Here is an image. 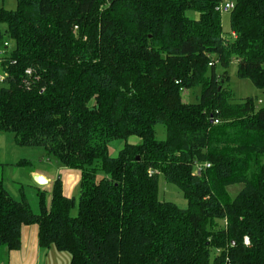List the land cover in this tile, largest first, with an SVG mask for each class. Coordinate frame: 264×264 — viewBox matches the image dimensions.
<instances>
[{
  "label": "trees",
  "instance_id": "obj_1",
  "mask_svg": "<svg viewBox=\"0 0 264 264\" xmlns=\"http://www.w3.org/2000/svg\"><path fill=\"white\" fill-rule=\"evenodd\" d=\"M17 2L0 9L14 43L0 57V132L81 178L78 197L60 178L49 202L40 192L39 214L0 180V264L32 225L69 264H264V108L234 102L225 85L237 62L264 91V0ZM198 87L199 102L185 103ZM115 141L127 143L113 157ZM160 174L188 208L159 198Z\"/></svg>",
  "mask_w": 264,
  "mask_h": 264
},
{
  "label": "rangeland",
  "instance_id": "obj_2",
  "mask_svg": "<svg viewBox=\"0 0 264 264\" xmlns=\"http://www.w3.org/2000/svg\"><path fill=\"white\" fill-rule=\"evenodd\" d=\"M18 8L17 0H0V9L7 11H16ZM190 17L197 18L198 13H189ZM222 26L223 33L226 37L231 36L230 26V13L222 14ZM6 24L0 25V57L4 54L5 47L3 43L7 41L10 45L8 51L14 48V43L8 38ZM216 72L219 76H224V70L218 66ZM229 80H226V87L232 93L233 101L240 103L248 97H252L257 102L258 108H264V91L257 88L248 79H240L238 76V65L237 62H233L228 70ZM1 85V84H0ZM201 87L184 90L183 100L185 103L196 104L200 100ZM156 138L160 141L167 139L166 127L162 124L156 126ZM128 143L136 145L141 142L138 137H131ZM126 141H115L111 143L110 152L113 157L118 156L120 150L123 149ZM26 161L27 164L17 166L18 162ZM57 164L55 159H50L42 148L38 147H20L16 144L15 135L13 133H1L0 132V180H2L11 193V195L18 201L26 200L32 211L35 214L41 212L40 207V192L47 194V200H49L50 193L47 185H39L32 177L31 172L39 169L54 168ZM61 166V165H60ZM103 176V173L100 174ZM159 198L162 201L171 202L180 207L181 209L188 208V201L185 198L183 192L174 184L168 183L165 177L160 174L159 176ZM243 185H235L228 189L229 194L232 198L242 190ZM79 191V188H77ZM77 192L75 196L78 197ZM48 254L47 259H43L42 264H69L71 255L68 253H61L54 249L45 250ZM55 252V253H54ZM61 259V260H60Z\"/></svg>",
  "mask_w": 264,
  "mask_h": 264
},
{
  "label": "crops",
  "instance_id": "obj_3",
  "mask_svg": "<svg viewBox=\"0 0 264 264\" xmlns=\"http://www.w3.org/2000/svg\"><path fill=\"white\" fill-rule=\"evenodd\" d=\"M31 174L32 177L42 175L48 180L49 193L54 182L59 178L63 182L65 196L73 197L78 192L77 188L81 178L80 171L65 168L57 163L53 169H37L32 171ZM50 199L51 197H49L48 202ZM21 242V248L18 251L5 252L2 255L1 264H42L43 259H47L48 254L39 246V228L37 225L24 226L22 228ZM54 249L52 247L49 250L54 251ZM55 263L58 264L57 261Z\"/></svg>",
  "mask_w": 264,
  "mask_h": 264
},
{
  "label": "built area",
  "instance_id": "obj_4",
  "mask_svg": "<svg viewBox=\"0 0 264 264\" xmlns=\"http://www.w3.org/2000/svg\"><path fill=\"white\" fill-rule=\"evenodd\" d=\"M235 8V4L233 2H230V1H226L225 3H223L221 5V12L222 13H230L234 10ZM26 74L29 78H32L34 72L32 69H28L26 71ZM5 79V74H3L1 71H0V82H3ZM216 124H218V121H216ZM207 168H210V165H206ZM199 170H201V168H199ZM150 174H153V172H150ZM246 244H249V240L246 239Z\"/></svg>",
  "mask_w": 264,
  "mask_h": 264
},
{
  "label": "water",
  "instance_id": "obj_5",
  "mask_svg": "<svg viewBox=\"0 0 264 264\" xmlns=\"http://www.w3.org/2000/svg\"><path fill=\"white\" fill-rule=\"evenodd\" d=\"M109 1H111V0H109ZM34 180L39 185H47L48 184V180L44 176H42V175H36V176H34Z\"/></svg>",
  "mask_w": 264,
  "mask_h": 264
}]
</instances>
